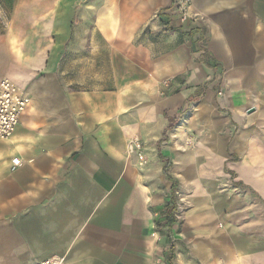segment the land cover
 I'll list each match as a JSON object with an SVG mask.
<instances>
[{
    "label": "crops",
    "instance_id": "0c3cea01",
    "mask_svg": "<svg viewBox=\"0 0 264 264\" xmlns=\"http://www.w3.org/2000/svg\"><path fill=\"white\" fill-rule=\"evenodd\" d=\"M2 79L0 264H264V0H0Z\"/></svg>",
    "mask_w": 264,
    "mask_h": 264
},
{
    "label": "built area",
    "instance_id": "2783aa9c",
    "mask_svg": "<svg viewBox=\"0 0 264 264\" xmlns=\"http://www.w3.org/2000/svg\"><path fill=\"white\" fill-rule=\"evenodd\" d=\"M187 4L182 2L173 6L169 14L176 16L180 24L187 21ZM30 105V98L8 79L0 81V139L9 138L18 126L21 117ZM142 143L138 138H133L128 143V153L136 152L138 164H144ZM20 161L15 158L11 160V170H15ZM38 264H61L60 260L47 259Z\"/></svg>",
    "mask_w": 264,
    "mask_h": 264
}]
</instances>
